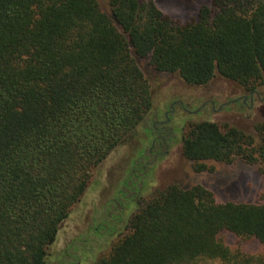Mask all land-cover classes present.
Returning a JSON list of instances; mask_svg holds the SVG:
<instances>
[{"label": "trees", "instance_id": "obj_1", "mask_svg": "<svg viewBox=\"0 0 264 264\" xmlns=\"http://www.w3.org/2000/svg\"><path fill=\"white\" fill-rule=\"evenodd\" d=\"M144 61L190 86L220 76L253 94L264 83V0H211L187 22L157 0H0V264H47L94 171L156 120ZM166 126L148 127L155 161L176 142ZM255 131L190 123L182 153L198 172L207 161L264 164V123ZM146 197L127 221L117 196L108 203L102 221L115 219L119 236L94 264H264L220 238L264 247V204L218 203L204 186L176 183ZM72 246L56 264H70Z\"/></svg>", "mask_w": 264, "mask_h": 264}, {"label": "rangeland", "instance_id": "obj_2", "mask_svg": "<svg viewBox=\"0 0 264 264\" xmlns=\"http://www.w3.org/2000/svg\"><path fill=\"white\" fill-rule=\"evenodd\" d=\"M99 2L108 8V0ZM210 4L211 0H157L163 13L181 22L196 18L200 8ZM141 65L153 85L156 120L151 122L147 118L138 129L139 137L113 152L94 171L88 189L58 232L47 264L59 262L62 255L53 254L71 244L74 246L62 257L70 264H94L110 249L120 230L115 219H102L106 218L105 208L114 196H117L121 211H125L122 216L125 221L140 198H148L154 190L173 183L186 188L204 186L218 203L264 204V164H249L241 159L229 164L207 161L201 163L207 169L198 172L197 165L182 153L183 131L186 125L194 122L212 121L221 127L228 124L256 135L255 126L264 123V83L259 84L253 94L220 76L208 85L190 86L178 74L155 73L145 61ZM171 106L173 110L167 113L166 122V112ZM155 121L163 126L168 123L166 128L172 130L176 138L161 161H155L151 150H147L149 142L145 140L146 136L152 138V128L148 127ZM153 163L156 164L154 174ZM220 238L234 251L264 255V247L256 239H241L228 231L222 232Z\"/></svg>", "mask_w": 264, "mask_h": 264}, {"label": "flooded vegetation", "instance_id": "obj_3", "mask_svg": "<svg viewBox=\"0 0 264 264\" xmlns=\"http://www.w3.org/2000/svg\"><path fill=\"white\" fill-rule=\"evenodd\" d=\"M156 141H154L153 142V148H155V146H156ZM159 145H160V143H159ZM162 150H163V148H162V146H158V151L156 152V155H162ZM167 152H169V151H167ZM163 155H164V153H163Z\"/></svg>", "mask_w": 264, "mask_h": 264}]
</instances>
